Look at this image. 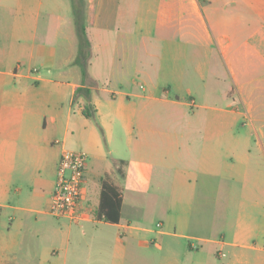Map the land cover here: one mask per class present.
Here are the masks:
<instances>
[{
	"label": "crops",
	"instance_id": "0c3cea01",
	"mask_svg": "<svg viewBox=\"0 0 264 264\" xmlns=\"http://www.w3.org/2000/svg\"><path fill=\"white\" fill-rule=\"evenodd\" d=\"M84 2L94 118L71 0H0V264H264V0ZM64 149L77 222L50 213Z\"/></svg>",
	"mask_w": 264,
	"mask_h": 264
},
{
	"label": "built area",
	"instance_id": "2783aa9c",
	"mask_svg": "<svg viewBox=\"0 0 264 264\" xmlns=\"http://www.w3.org/2000/svg\"><path fill=\"white\" fill-rule=\"evenodd\" d=\"M87 154L83 151L64 149L59 157L50 213L73 222L85 217V168Z\"/></svg>",
	"mask_w": 264,
	"mask_h": 264
},
{
	"label": "trees",
	"instance_id": "16d2710c",
	"mask_svg": "<svg viewBox=\"0 0 264 264\" xmlns=\"http://www.w3.org/2000/svg\"><path fill=\"white\" fill-rule=\"evenodd\" d=\"M74 24L78 38V52L74 64L78 65L82 74V86L74 92V99L83 97L86 101L84 115L95 117V109L91 104L92 88L95 82L88 73V65L91 58V46L86 34L84 17V0H71ZM121 197L118 191L110 184L103 183L99 212L107 221L116 222L120 215Z\"/></svg>",
	"mask_w": 264,
	"mask_h": 264
},
{
	"label": "rangeland",
	"instance_id": "374dc122",
	"mask_svg": "<svg viewBox=\"0 0 264 264\" xmlns=\"http://www.w3.org/2000/svg\"><path fill=\"white\" fill-rule=\"evenodd\" d=\"M263 133H264V132H263ZM254 137H261V138H263V136H261V135H259V136H256V135H255ZM154 236H155V234H149V235H148V237H154Z\"/></svg>",
	"mask_w": 264,
	"mask_h": 264
}]
</instances>
